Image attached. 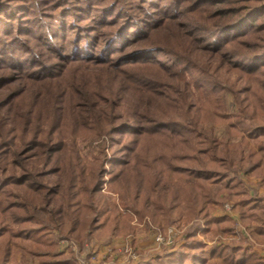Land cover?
<instances>
[{
  "label": "trees",
  "instance_id": "trees-1",
  "mask_svg": "<svg viewBox=\"0 0 264 264\" xmlns=\"http://www.w3.org/2000/svg\"><path fill=\"white\" fill-rule=\"evenodd\" d=\"M91 1L95 10V5L107 10L114 5L0 0V75L12 68L27 83L14 87L18 78L0 76V264H35V259L37 264H75L72 252L66 257L58 251L60 241L81 250L91 241L109 242L123 228L132 232L131 222L164 232L199 218L212 237L233 234L232 218L213 216L224 201L233 204L250 236L264 242V195H251L241 180H257L256 188L264 191V0H142L140 19L127 14L121 24L102 16L103 24L88 32L79 21L88 19ZM181 17L185 21L178 32L193 56L170 57L163 47L150 46L121 59L153 66L147 55L158 52L170 57L158 63L169 73L194 78L190 69L195 68L208 81L203 91L210 101L214 98L209 114L189 105L184 117L173 110L157 121L107 124L114 116L106 120L75 80L62 93L58 85L43 86L58 76L61 66L55 61L106 65L122 48L146 38L158 22ZM104 27L110 31L98 47L97 33ZM27 42H36L38 50ZM44 49L52 62L39 55ZM221 71L234 78L226 90L231 112L225 94L210 83H220ZM197 83L194 79L193 86ZM159 99L166 101L168 95ZM81 108L90 111L83 124L77 116ZM102 135L105 142L97 141L91 151ZM104 187L120 204L105 196ZM198 230L183 233L180 239L186 241L178 250L164 249L135 264H264L249 248L233 244L204 252Z\"/></svg>",
  "mask_w": 264,
  "mask_h": 264
},
{
  "label": "rangeland",
  "instance_id": "rangeland-1",
  "mask_svg": "<svg viewBox=\"0 0 264 264\" xmlns=\"http://www.w3.org/2000/svg\"><path fill=\"white\" fill-rule=\"evenodd\" d=\"M111 2H114V5L108 8L110 10L97 9L100 8V6L97 5H95V10L94 3L91 1V5L88 9V19H82L79 21V26L89 32L93 30L92 28H96V26L103 24V21L101 22L100 20L102 16L108 18L105 22L116 19V23L120 22L122 24V17L127 16V14L140 19L143 17V13H145L142 9L144 0L143 2L142 0H101L99 4H109ZM149 2H157V0H149ZM74 4L75 6H79L81 3L74 2ZM115 5L118 6V9L113 11L112 8ZM144 8L148 11V13L152 12L153 14L154 11L150 8ZM104 10H106V12ZM155 18L157 17L155 16ZM184 21L185 18L181 17L174 23H169V21L158 22L155 29H152L153 31H151L146 38L135 43H130L122 48L119 55H112V57H109L110 60L106 65H92V63L90 65L84 63L79 64L77 62L68 63L62 60H57L55 63H60L61 66L56 70L58 76L54 81H51L48 84L45 83L43 86L46 88L48 86L58 85V87H56L61 89L60 92L62 93L63 90H66L67 85L70 84L69 82L75 80L77 84L85 87L84 89L80 87V90L89 96L91 104H97L94 108L98 109L99 113L101 112V114L105 116L106 120L110 114L111 116H114V119H112L109 123L106 121L107 124H122L125 119H138L141 121L145 118L144 120L157 121L162 119V114L168 115L169 111L173 110L178 114L179 111H181L180 116L184 117L183 114L185 112L190 113V111H188L189 105H193L194 110L200 107L201 112L204 110L205 114L203 116H205L207 113L209 114L208 110L212 108L213 104H211V102L213 101L214 103V98L210 101V96L203 91L205 90L206 83L208 82L205 80L206 77L200 78L196 69L193 67L190 71L192 72L194 78H188L186 75H181L180 77L176 76V74H178L176 73L177 71L172 70L171 73H169L163 66V68L158 66L160 60L166 64L168 59L172 56L178 58H186L189 55L193 56V53H190L189 45L185 40H183L184 38L181 37L183 35H180L178 32V26H180L179 28L184 26ZM126 24L128 23L126 22ZM112 27L114 29L116 28L114 25ZM132 28H134V25H132ZM108 31H110V28L108 27H104L98 31V47L104 43V36H106ZM184 31L186 32L187 29ZM27 45H31V42H27ZM150 46L163 47L167 50V55L170 57L165 58L158 52L147 55L150 56L153 63H155L153 66L127 65L122 62L121 57L124 55L135 52V50L149 48ZM30 47L35 51L38 50L36 42H32ZM39 52V55L43 57L44 61L52 62V58L46 57L49 55L47 50H39ZM13 72L14 69L7 67L4 71H2V75L0 76L5 75L8 78H18L15 77ZM128 75L129 78H127ZM218 78L221 84L212 80L210 83L212 86L219 87L222 90V93L225 94L226 110L228 107V112H231L232 97L226 90H228V84L234 83V78H230L225 73H222V71L221 74L218 75ZM194 79L198 81V86H193ZM23 80L24 79L18 78V81L13 86L15 87L20 84L26 85V81L23 82ZM146 83L151 85L148 86ZM199 86L201 88H197ZM52 93H55V90L52 91ZM161 94H167L168 99L166 101H161V99H159ZM53 100L54 99L52 98V102ZM76 104H78V106H83L84 102L77 99ZM39 106L41 111L43 110L44 112L46 110V107H43V104ZM44 106L46 105L44 104ZM69 109L70 108H68V110ZM194 110H192L193 113H191V115L195 113ZM80 111L83 114L79 115L78 113L77 116H82L79 120L83 124L84 119L87 118L90 111L85 108H81ZM12 113L13 112L11 111L10 114ZM44 115H46L45 112L43 113V116ZM170 119L175 118L170 117ZM89 122L92 124V121ZM218 133V136L222 134L220 131H218ZM118 137L119 135H114V138ZM101 140H104L103 135L96 138V141L92 143V147L90 146L89 149L91 151L95 150L97 147V145H95L96 142H100ZM107 155H111L109 149ZM88 158H90V155H88ZM241 180L243 181L244 190L248 192L252 191L250 193L251 195H264V191L261 188H256L255 184L258 183L257 180H247L242 178ZM105 190L106 188L103 193H105L106 197L110 198V200L115 204H120L116 194L108 193ZM213 216H229L232 218L235 222V226L232 231L233 234L224 233L217 234L212 237L209 233L204 232V223L199 218L169 226L164 232H160L149 225L131 222L130 227L133 229L132 232L126 231L127 229L123 228L122 235L112 238L109 242L108 240H106V243L91 241V243H86L83 246V249L80 250L78 246H75L74 242L60 241L58 251L63 253L66 257L69 256L68 252H72L75 258V264H135L153 259L164 249L178 250L184 241H186L180 239V236L186 231L199 229L196 233V239L203 245L204 252H208L214 245L233 244L242 250L249 248L264 263V242H260L259 239H254L250 236V231L242 225L232 203L224 201L220 207L216 208ZM169 235H171V237L169 241H167V236ZM162 240L164 243H162ZM34 262L37 264L36 259Z\"/></svg>",
  "mask_w": 264,
  "mask_h": 264
},
{
  "label": "built area",
  "instance_id": "built-area-1",
  "mask_svg": "<svg viewBox=\"0 0 264 264\" xmlns=\"http://www.w3.org/2000/svg\"><path fill=\"white\" fill-rule=\"evenodd\" d=\"M161 236H162V235H161ZM170 237H171V235L167 236V241H169ZM164 238H165V237H164ZM159 240H160V238H159ZM164 241H165V240H164ZM162 243H164L163 240H162Z\"/></svg>",
  "mask_w": 264,
  "mask_h": 264
}]
</instances>
